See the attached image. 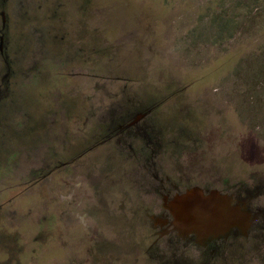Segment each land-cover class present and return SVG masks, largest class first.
<instances>
[{
	"label": "rangeland",
	"instance_id": "obj_1",
	"mask_svg": "<svg viewBox=\"0 0 264 264\" xmlns=\"http://www.w3.org/2000/svg\"><path fill=\"white\" fill-rule=\"evenodd\" d=\"M211 189L264 228V0H0V264H190Z\"/></svg>",
	"mask_w": 264,
	"mask_h": 264
},
{
	"label": "flooded vegetation",
	"instance_id": "obj_2",
	"mask_svg": "<svg viewBox=\"0 0 264 264\" xmlns=\"http://www.w3.org/2000/svg\"><path fill=\"white\" fill-rule=\"evenodd\" d=\"M154 111V109H148L146 112L143 111V116L151 114V111ZM127 123V122H126ZM122 123L120 125V129L122 131H127V128H132L137 125L139 127L140 125L138 123L135 124L134 121L132 123ZM139 125V126H138ZM140 186V185H139ZM133 187V184H132ZM135 189V188H134ZM219 191V189L209 190L206 194L202 193L200 190L198 193L191 194L187 198H185L182 201H178L177 197H185V194H180L177 192V194L172 197L171 200H169V204L166 206L168 209L169 214L164 215H157L155 213H152L151 217H159L162 216L163 220L161 223H174L172 220V214L179 218L178 213L181 210H177V208H174L176 205V202L178 205L185 206L187 205V210L192 211L194 209L195 211L199 212L198 214V221L195 224H192L189 226H183L181 222H178L177 225H175L176 229H178V232H185L186 235L179 236L180 238L184 239L186 238L191 239L192 242L199 248L202 249L201 257L196 258V260L192 259L190 264H245L246 258L253 256V254H258L261 249V243H264V228H260L259 226H255L256 222L255 220L250 219V221H243L240 222L238 218H235L236 216L232 217L227 220L219 221L217 225L213 226L218 231L215 232L219 234L216 238H207L206 236L209 234L206 230L205 221H203L202 218L209 217L211 213H215V208L220 205V202H225L219 200L220 198H210L208 196H215V193ZM237 190V188H236ZM216 191V192H215ZM240 192V189L238 190ZM232 196L234 198H230L233 203H231V206L233 208H239L241 210L244 209V211H241L244 215L251 216L252 218H257V216H252V213L250 212L248 206H247V198H243L242 193ZM227 197V196H226ZM170 198V197H169ZM250 201V200H249ZM248 201V202H249ZM226 205V203H225ZM174 206V207H173ZM192 207V208H191ZM155 211V208L153 209ZM217 211V210H216ZM227 212H234V210L231 209V211L226 210ZM174 212V213H173ZM235 213V212H234ZM154 214V215H153ZM261 217H264L263 215ZM232 220H235L239 225L231 226L228 230L227 226H230ZM213 224V223H212ZM223 229V231H222ZM156 230V228H155ZM202 230V231H198ZM176 231V230H175ZM178 233V234H179ZM191 233V234H189ZM154 235L157 234L156 231L153 233ZM253 235L252 239L251 236ZM185 240V241H187ZM195 240V241H194ZM190 241V240H189ZM150 246L147 250V254L156 257L157 252L155 253L154 250H156L155 247ZM151 248V249H150ZM153 251V252H152ZM154 254V255H153ZM264 264V263H262Z\"/></svg>",
	"mask_w": 264,
	"mask_h": 264
},
{
	"label": "trees",
	"instance_id": "obj_3",
	"mask_svg": "<svg viewBox=\"0 0 264 264\" xmlns=\"http://www.w3.org/2000/svg\"><path fill=\"white\" fill-rule=\"evenodd\" d=\"M233 37V35L232 34H230V38H232Z\"/></svg>",
	"mask_w": 264,
	"mask_h": 264
}]
</instances>
